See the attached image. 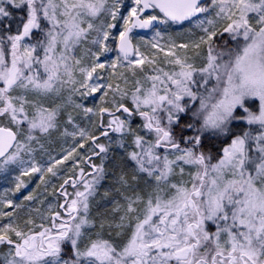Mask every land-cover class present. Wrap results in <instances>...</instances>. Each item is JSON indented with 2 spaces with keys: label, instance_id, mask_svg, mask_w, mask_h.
<instances>
[{
  "label": "rangeland",
  "instance_id": "1",
  "mask_svg": "<svg viewBox=\"0 0 264 264\" xmlns=\"http://www.w3.org/2000/svg\"><path fill=\"white\" fill-rule=\"evenodd\" d=\"M23 5L30 9L27 23L12 37L8 55L0 47V64L7 73L4 89H0V127L17 134L15 149L0 162V197L1 193L6 194L1 192L5 185L10 184L11 189L20 184L18 190H22L40 178L47 161L36 156L39 145L43 149L37 155L42 158L49 154L48 160L63 149V167L58 171L74 173L81 161L74 167H65L66 159L71 152H75L73 158L80 156L79 141L90 132L91 118L99 107L120 99L119 106L129 103L131 110L150 114L165 101L177 105L191 99L195 81L205 84L204 80L213 77L219 66L218 57L211 51L217 35L227 33L231 41L241 38L249 46L242 52L248 55L236 57L234 63L230 62L234 55L224 56L223 61L230 62L229 77H242L247 72L251 63L243 59L246 57L250 60L253 56L257 69L264 67V0H210L203 7V16L184 28L161 18L162 26L155 32L140 39L133 37L136 57L127 65L113 64L115 60L111 58L106 60L113 56L114 37L118 41L131 23L125 18L139 13V0H0V20L9 7L17 9ZM126 7L129 12L119 20L117 13ZM31 20L37 24L27 38L19 41ZM40 36L44 38V56L39 61L36 44ZM99 45L110 47V52L106 49L103 55L94 57ZM4 59L8 60L5 65L1 62ZM119 66L138 69L139 73L133 80L135 74L122 72ZM11 72L16 79L5 95ZM113 80L123 81L115 82L111 95L106 91L95 101L94 94ZM167 109L168 119L176 122L175 107ZM106 122L107 127H114L115 136L106 137L99 144L104 149L102 173L97 165L101 174L74 192L69 210L76 208L77 213L70 217V232L59 231L48 242L50 250L44 251L46 246L39 250L40 240L32 237L56 234L50 225L59 198L51 194L43 203L44 187L38 188L31 200L41 199L36 201L40 204L39 213L32 217L31 234L18 237L21 240L17 243L20 247L23 242H32L34 247L30 251L12 247L1 257L5 264H66L60 255L66 246H71L78 259L86 254L96 258V262L88 259L84 264H103V258L95 256L100 249H107L111 260L119 259L118 264L211 263L233 251L228 250L231 247L227 230L219 228L212 236L208 233V225L219 214V221L226 223L230 220L226 210L232 208L236 224L246 228L264 217V128L256 130L251 147L250 135L243 130L224 149L222 159L208 170L200 153L180 147L163 131L155 132L152 139H135L127 116ZM79 123L86 127L78 128ZM176 145L180 148L171 149ZM84 148V152L92 150L90 143ZM112 151L126 156L134 167V177H130L126 167L123 175L108 182L107 187L113 190L104 192L103 166ZM17 202L11 197L4 203L11 210ZM181 206L186 209L180 211ZM172 210L177 214H167ZM11 218L4 219V226L12 225ZM196 225L200 228L196 229ZM58 226L64 228L62 223ZM37 228L42 229L33 233ZM3 245L0 242V251ZM161 245L163 249L157 248L153 260L146 258L145 253ZM232 254L236 256L234 264H251L246 258H239L240 253ZM191 257L194 259L190 262ZM256 258V264H264V256Z\"/></svg>",
  "mask_w": 264,
  "mask_h": 264
},
{
  "label": "trees",
  "instance_id": "2",
  "mask_svg": "<svg viewBox=\"0 0 264 264\" xmlns=\"http://www.w3.org/2000/svg\"><path fill=\"white\" fill-rule=\"evenodd\" d=\"M128 12L129 9L126 7L122 9L121 13H117L119 20L124 18ZM29 14L30 9H28L26 5H23L17 9L9 7L6 16L0 20V47L6 55H8L9 51L11 50L12 37H15L23 28V26H25ZM155 15L161 17L157 11H155ZM125 20L130 23L132 18H125ZM192 23L193 22L183 25H176L173 23L170 24L184 28ZM43 27L46 29V26L43 25ZM147 35H135L134 38L140 39L141 36ZM43 39V36H40L36 44V58H38V60L44 56V45L42 43ZM232 40L233 41H231V37L227 33L217 35L215 37L211 51L213 52V55L218 57L219 66L216 69L213 77L209 78L208 80H204L205 84L199 85L197 84V81H195L196 84H194L192 87L193 97L191 99L185 100L181 103H178L177 105L169 103V101H165L162 106H160L161 108L157 107L150 114L143 112L138 113L132 110L133 115L131 116L123 113L122 111L115 115L103 114L104 112L115 113L120 108V106H122H119L120 99H118V102L113 101V103L111 102L110 104L99 107L95 111L96 113L94 116H92L93 118H91L92 125H89L88 127L90 131L88 133L89 136L87 135L84 139H80L79 141V146L81 149L78 151V153L80 156L78 158H73L75 152H71L69 157L66 159L67 161L65 167L68 165L74 167L75 163L83 160L85 157L84 147L86 144L90 143L92 149V138L99 134L100 125L104 124V122L110 118H118L120 115H125L132 121L129 129L131 130L130 133H132V136L135 139L137 137H148L152 139L155 132L158 133L163 131L164 134L172 136L174 141L181 144V147H190L194 152L200 153L206 163L205 165L207 168L209 167L208 170H210L212 166L216 165L222 159L224 149L231 144L233 139H235L239 133L242 134L243 130H247V133L250 135L249 144L251 147V141L255 137L256 130L260 127L264 128V67H259V69H257L255 67L257 63L255 62L256 60L252 58L253 56L250 60H247L246 57L243 59H245L246 62L248 61V63H251L250 68L247 69V72H245L244 75H241L242 77L236 76L233 77V79L229 77L231 76V72L229 71L228 64L230 62L234 63L235 61L233 60L240 55H243L244 57L247 56L248 54H244L242 52H246L245 50H248L249 48V46L247 47V44H245L247 40H243L241 38L238 40ZM261 40H264V35ZM116 42L118 43L117 38L114 37L111 46V54L113 56H108L106 61L110 60L111 58L112 60H115V62L111 61L113 64L122 62L123 64L127 65V63L131 61H125L118 57ZM109 48H105L104 45L97 46L95 48L94 57L103 55L106 49H108V52H110ZM232 49H234V52L231 51ZM226 54H232L234 55V58H230V62H228L229 60L224 62L223 58L226 56ZM16 59L19 60V58ZM1 62H3L5 65L8 63V60L4 59L1 60ZM225 66L227 67L226 70ZM252 66L254 68L253 71H251ZM125 68H121V66H119L118 70H121L122 72L134 73L135 75L132 77V79H135V76L139 73L138 69L134 71L128 66ZM4 70L5 67L0 64V89L2 90L4 89V79L7 77V73H4ZM43 77L45 78L46 76ZM116 81L123 80L110 81L105 89L101 88L98 93L94 94V100L97 101L98 98H101L102 94L106 91H109V95H111V92L114 91L113 86ZM7 93L9 92H6L5 90V95H7ZM88 103L90 102L88 101ZM124 106H127L129 109L131 108L129 103H125ZM168 106L169 109L170 107H175L174 115L176 122L174 123L168 119ZM77 126L78 128L86 127L84 126V123H79ZM90 126L92 127V130H90ZM114 131L115 129L110 132L107 137L113 138L115 136H113ZM146 132H150V135ZM101 136L102 134L98 137ZM104 138L106 137L101 138V141ZM38 147L39 149H37L35 152L37 154L41 149H43L41 145ZM37 154L36 156L39 159H42V161L46 159L47 161L45 162V165L42 169L40 178L33 180L32 185H28L26 188L23 187L22 190H18L20 184L16 185L15 187L11 186V189H8L10 184L5 185L1 190V192L6 191V194L1 193L0 197L2 202V211L0 212V242L4 243L0 251V264H5L1 257H3V254L5 255L12 251L13 244H16L21 240V238H25L31 234V230L29 231V229L34 223L32 217L37 216L39 213L40 204L36 203V201L43 199L42 202L45 203L44 199L48 198L51 194H54L57 196V198H59V184L72 175V172L58 171L61 167H63V163L61 162L63 160V149H60V151L57 152V156H53L49 160V154H45L42 158ZM73 159L74 162H72ZM126 167L131 172L130 177H134V167H131L126 161V156L123 157L118 152L112 151L109 161H107V164L103 166V172L104 170L106 171L105 182L101 186L104 192L113 190V188L109 189L107 187L109 185L108 182L111 179L115 180L116 177L118 178L119 176L123 175ZM41 187H44L42 198L31 203V200L33 199L32 197L35 194V190ZM11 197L16 198L18 202L15 204L13 209L7 210V205L4 202L6 199H11ZM113 200L114 197L111 199V204L113 203ZM231 209L232 208L228 207L226 210V213L230 215V220L226 223H221L219 221L221 214H219L215 222L212 225H208V233L210 236H212L214 231L218 230L219 228L227 230L229 233V243L231 247L228 250H233L231 251L232 253H240V256H245L249 260L252 259L256 261V257L259 255L264 256V217H261V219L259 218L257 224L253 227H240L236 224L233 211ZM182 210H184V206H181L180 211ZM173 211L176 214L178 212L172 210L168 211L167 214H170ZM6 213L7 215H5ZM10 216H12L10 220L12 225L4 226V219L8 218V221ZM41 229L42 228H37V230H35L33 233L39 232ZM20 236L21 238L19 239L18 237ZM5 239L9 242V244L4 242ZM158 247L162 248L163 246H155L153 253L154 255ZM60 255L61 258L65 260L66 264H84L88 259H92L96 262V258H91L87 254L83 259H78L71 246L64 247L63 252ZM95 256L103 258V264H118L120 262L119 259L115 257L113 258L115 262H113V260H111V254L108 253L107 249H100V251ZM143 262L144 260L141 263Z\"/></svg>",
  "mask_w": 264,
  "mask_h": 264
},
{
  "label": "water",
  "instance_id": "3",
  "mask_svg": "<svg viewBox=\"0 0 264 264\" xmlns=\"http://www.w3.org/2000/svg\"><path fill=\"white\" fill-rule=\"evenodd\" d=\"M31 1V0H30ZM209 0H139L141 10L138 14L134 15L131 24L127 27L124 34L120 37L117 45V55L120 59L125 61H131L136 56V47L133 41V35H147L151 34L153 31L161 27V18L153 16L151 18H144L145 16L153 13L155 10L158 11L161 16L168 22L177 25H183L193 22L204 14L203 6ZM35 22H31L28 27L24 30L19 41H22L26 35L31 31ZM16 75L11 72V78L8 83L6 92H9L12 85L14 84ZM123 112L127 115H133V111L127 106H120V108L115 113L104 112L106 115H115L119 112ZM102 126V125H101ZM114 130L113 127H108L107 131L99 138L107 137L110 132ZM93 140V142H95ZM17 144V134L14 130L5 127H0V161L8 157ZM179 146H172L171 149L175 150ZM99 153H103L102 148H98ZM74 181V180H73ZM72 213L76 215L77 209H73ZM192 227V226H191ZM200 226L196 225V229ZM68 233L70 231V226L67 227ZM42 241H47L44 239L42 234L37 235ZM4 242H9L5 239ZM22 248H27L28 250L33 249L31 243L30 246L27 242L22 243ZM50 250V246L47 247ZM233 264V262H231Z\"/></svg>",
  "mask_w": 264,
  "mask_h": 264
},
{
  "label": "flooded vegetation",
  "instance_id": "4",
  "mask_svg": "<svg viewBox=\"0 0 264 264\" xmlns=\"http://www.w3.org/2000/svg\"><path fill=\"white\" fill-rule=\"evenodd\" d=\"M31 32H32V30H31ZM31 32H29V34ZM33 33H34V31H33ZM106 123L107 122H104V124H102L103 126L100 125L99 134L97 136H95L94 138H92V150L86 151L84 159L81 160L80 163H77V167L75 168V172L76 173L75 172L72 173V175L70 177H68L67 179H65L63 182H61L59 184V188H58V195H59L58 207L55 210V214L52 217V222H51L52 224L50 225V229L56 234H51L49 237L43 236L44 239H47V241H44V240L42 241L37 236L39 234L33 235L32 238H38L40 240L39 250H43L44 246L48 247V242L51 239H53L54 236H58L57 233L59 231H62L64 229L67 232L68 231L67 230L68 226H70V230H71L72 218H70V217L74 216V214L72 213V210L76 209V208H71L69 210V206L72 204V202H73L72 199L75 197L74 196V192L80 187L84 188L83 186L85 185V183L87 181H88L87 182L88 184L91 183L92 180L98 174L102 173L101 165H102V155L104 154V149H103V153L101 155V153H99V150H98L99 144L101 142V139H97V138H99L98 136H100L101 134L103 135L107 131ZM95 139H96V141L93 142V140H95ZM179 146L181 147V144ZM97 165L100 166L101 173H99ZM88 184H87V186H89ZM80 197H81V195H78V198H80ZM184 209H186V207ZM60 223H62L64 225V228L61 227V226H58V224H60ZM191 229H192V227L190 226V230ZM31 243L32 242H30V244ZM46 247H45L44 251L47 250ZM13 248H15V247H13ZM142 248H143V246H142ZM16 249L17 250H22L21 248H18V247H16ZM162 249H163V247H162ZM153 253H154V251L151 252V253H149V252L145 253L146 258L149 259V260H153L155 258V255ZM235 258H236V256H234V254L230 253V254L223 255L222 257L219 258V260H213L211 263H207V261H205V260H203L201 263L202 264H230L231 262L234 263ZM239 258L244 259L245 256H240ZM193 259L194 258L191 257L190 258V262ZM249 262L251 264H256L254 262V260H252V259Z\"/></svg>",
  "mask_w": 264,
  "mask_h": 264
}]
</instances>
